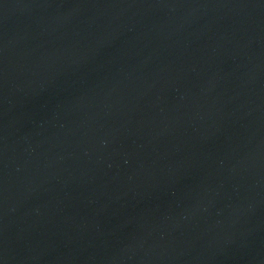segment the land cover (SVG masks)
I'll use <instances>...</instances> for the list:
<instances>
[{
  "label": "water",
  "instance_id": "1",
  "mask_svg": "<svg viewBox=\"0 0 264 264\" xmlns=\"http://www.w3.org/2000/svg\"><path fill=\"white\" fill-rule=\"evenodd\" d=\"M0 264H264V0H0Z\"/></svg>",
  "mask_w": 264,
  "mask_h": 264
}]
</instances>
